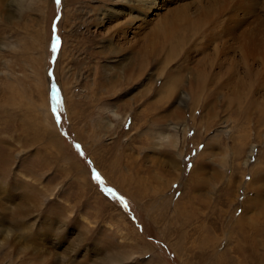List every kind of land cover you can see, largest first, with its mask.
<instances>
[{"label":"rangeland","instance_id":"1","mask_svg":"<svg viewBox=\"0 0 264 264\" xmlns=\"http://www.w3.org/2000/svg\"><path fill=\"white\" fill-rule=\"evenodd\" d=\"M0 264H264V0H0Z\"/></svg>","mask_w":264,"mask_h":264},{"label":"bare ground","instance_id":"2","mask_svg":"<svg viewBox=\"0 0 264 264\" xmlns=\"http://www.w3.org/2000/svg\"><path fill=\"white\" fill-rule=\"evenodd\" d=\"M160 32V31H159ZM159 32H158V34H159ZM161 34H163V32L161 33ZM164 35V34H163ZM181 44V43H180ZM182 45V44H181ZM180 46V45H179ZM177 47V46H176ZM175 48V47H174ZM177 49H179L178 47H177ZM173 52H174V50H173ZM172 52V53H173ZM154 53V52H153ZM176 53V52H175ZM250 57V56H249ZM205 73V72H204ZM215 74V73H214ZM217 74V73H216ZM204 87V86H203ZM206 88V87H205ZM209 89V88H208ZM204 90H206V89H204ZM204 93H206V92H204Z\"/></svg>","mask_w":264,"mask_h":264},{"label":"snow or ice","instance_id":"3","mask_svg":"<svg viewBox=\"0 0 264 264\" xmlns=\"http://www.w3.org/2000/svg\"><path fill=\"white\" fill-rule=\"evenodd\" d=\"M60 2V0H57V3H59ZM77 147H79V146H77Z\"/></svg>","mask_w":264,"mask_h":264},{"label":"water","instance_id":"4","mask_svg":"<svg viewBox=\"0 0 264 264\" xmlns=\"http://www.w3.org/2000/svg\"><path fill=\"white\" fill-rule=\"evenodd\" d=\"M55 44H56V40H54V46H55Z\"/></svg>","mask_w":264,"mask_h":264}]
</instances>
